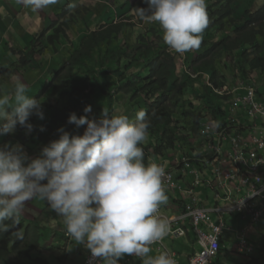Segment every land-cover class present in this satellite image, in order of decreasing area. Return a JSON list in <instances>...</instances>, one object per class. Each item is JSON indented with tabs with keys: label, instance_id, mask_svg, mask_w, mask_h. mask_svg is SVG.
Masks as SVG:
<instances>
[{
	"label": "clouds",
	"instance_id": "clouds-1",
	"mask_svg": "<svg viewBox=\"0 0 264 264\" xmlns=\"http://www.w3.org/2000/svg\"><path fill=\"white\" fill-rule=\"evenodd\" d=\"M57 2L18 0L34 12ZM142 2L147 8L134 9L137 17L149 23L158 22L163 30V41L170 49L184 53L200 47L202 33L209 24L206 0ZM77 6L75 0L68 2L26 48L15 50L12 42L4 37L9 43L10 53L0 57V80L3 81L5 76L8 78L11 71L16 74V68L26 53L30 54L31 66L36 56L44 55L46 51L58 52L59 45L55 50L46 44L49 36L46 30L62 13L68 12L67 17L73 20L67 24L70 35H77L79 26L90 30V21L85 19L83 25L78 15L80 12L74 11ZM95 27L99 26L94 25L92 29H97ZM78 40L73 39L74 42ZM4 63H8L7 68L3 67ZM3 68L8 69L6 74H2ZM230 78L231 84L217 91L227 98L223 104V115L219 118L210 115L208 118L221 119L229 115L231 104L246 94L243 89L246 85L256 89V100L264 97V76L259 73L247 80L232 75ZM22 79L24 83L26 79V83L17 80L11 92L0 91V135L14 134L17 126L30 134L34 130L28 122L30 117L35 115L44 119L41 102L27 94V76ZM91 111L89 105L83 109L85 115L77 117L71 113L68 117L67 123L77 129L86 125L82 135H71L61 127L57 130L59 138L44 146L38 157H29L20 144L0 145V233L20 224L26 202L40 199L63 219L66 234L76 244L90 250L93 257L101 258L103 264H118L126 255L140 257L142 264H177L174 256L166 251L156 256L149 255L152 251L150 246L170 232L167 221L158 214L160 206L168 199L164 188L166 172L164 166L155 162L172 168L174 161L193 156L198 144L192 147L190 155L183 151L184 156L162 160L153 158L152 163L146 165L144 151L139 146L146 141L150 127L144 110L136 113L135 122L126 115H110L106 109L99 120H91L87 116ZM40 131L44 128L41 127ZM14 235L22 237L21 232Z\"/></svg>",
	"mask_w": 264,
	"mask_h": 264
},
{
	"label": "trees",
	"instance_id": "trees-1",
	"mask_svg": "<svg viewBox=\"0 0 264 264\" xmlns=\"http://www.w3.org/2000/svg\"><path fill=\"white\" fill-rule=\"evenodd\" d=\"M136 2L126 4L129 13L147 8L142 0ZM252 7L253 0H211L206 8L208 34L199 53L196 49L177 53L155 30H145L135 42H129L127 31L135 33L134 29L144 23L136 13L98 25L74 42L67 25L73 20L67 17L68 12L62 13L46 30V44L58 50L57 45L66 40L71 51L34 97L41 102L44 119L31 116L28 122L34 130L30 134L17 126L14 134L0 135V145L20 144L27 155H40L44 146L59 138L57 130L61 127L71 135L83 134L86 125L77 129L67 123L71 113L85 115L83 109L90 105L92 111L87 116L91 120H99L104 109L110 115L123 114L122 100L126 99L131 122L140 110L150 120L147 143L139 145L146 165L153 158L170 159L178 147L190 149V155L202 120L223 115L227 98L217 91L231 84L229 73L245 80L255 73L264 76V4L259 10ZM216 31L222 36L218 37ZM29 58L28 53L21 58L17 75L26 77L31 72ZM178 61H183L181 67ZM7 70L3 68L2 74ZM195 102L202 103L199 111ZM183 124L193 127L190 135H185L180 127ZM44 213L45 219L40 215L30 223L20 215L18 226L0 233V264H51L44 255L35 253L52 247L48 245L51 237L64 236L43 226L42 221L50 219V211L45 209ZM16 231L24 234L13 243L11 235Z\"/></svg>",
	"mask_w": 264,
	"mask_h": 264
},
{
	"label": "built area",
	"instance_id": "built-area-1",
	"mask_svg": "<svg viewBox=\"0 0 264 264\" xmlns=\"http://www.w3.org/2000/svg\"><path fill=\"white\" fill-rule=\"evenodd\" d=\"M243 89L246 94L231 104L229 115L203 122L193 156L174 161L172 168L155 162L165 168L164 188L171 202L167 208L173 215L165 211L164 204L160 206L158 214L170 232L151 246L164 252L167 237H186L191 229L200 250L190 264H214L222 252L224 233L231 230L227 217L238 213L245 224L237 242L243 254L254 251L247 228L264 224V97L256 100L253 86ZM200 192H213L218 205L205 206ZM84 264L103 261L88 250Z\"/></svg>",
	"mask_w": 264,
	"mask_h": 264
},
{
	"label": "crops",
	"instance_id": "crops-1",
	"mask_svg": "<svg viewBox=\"0 0 264 264\" xmlns=\"http://www.w3.org/2000/svg\"><path fill=\"white\" fill-rule=\"evenodd\" d=\"M68 2H72V0H58L56 4L49 5L34 12L30 8H25L21 3H18V0H0V57L8 56L10 53L9 47L7 46L9 43H7L4 37L12 38L13 46L18 44L22 48H26L30 44V41L37 36L36 34L42 31L44 26L53 21ZM75 2L78 6L74 11L80 12L78 15L83 25L85 24V19H87L93 26L94 23L96 25L104 24L107 21L106 15L108 12H111L114 18L124 9L126 4L129 2L132 3L131 0H75ZM82 29L84 28L79 26L78 30ZM72 30L74 32L76 31L75 28H72ZM200 194L204 200L205 206L212 209L213 206L218 205V200L215 199L213 192H200ZM167 197L170 199L169 195ZM168 199L167 203L164 204L167 213L170 211L167 205L171 203ZM213 217L216 218L213 220L217 221L218 216L213 215ZM227 219L228 226L231 230L224 233L222 252L214 264H216L217 261L222 262V257L226 252H238V235L242 232V228L245 227V224L241 221V217L238 213L227 217ZM237 220L240 222L238 227ZM246 233L250 245L254 247V255H259L260 250L258 246H260L259 244L262 242L264 245V224L248 227ZM197 244V236L191 229L188 230L186 237L179 239L167 237L164 240L165 251L173 254L178 264H190V258L200 250V246ZM150 247L152 249L149 253L150 256H156L162 252L158 247ZM64 263L65 261L62 262V264ZM118 264H142V260L140 257L134 255H126L119 260Z\"/></svg>",
	"mask_w": 264,
	"mask_h": 264
},
{
	"label": "rangeland",
	"instance_id": "rangeland-1",
	"mask_svg": "<svg viewBox=\"0 0 264 264\" xmlns=\"http://www.w3.org/2000/svg\"><path fill=\"white\" fill-rule=\"evenodd\" d=\"M131 1L134 4L137 3L136 2L137 0H131ZM210 2H211V0H210ZM210 2H208V0H206V8L210 4ZM263 4H264V0H253L252 10H259ZM109 9H111V8H109ZM128 11H129V8H127V5H125V8L121 12H119L118 15L114 18L112 16L111 12H108L106 15V19H107L106 22L111 23L112 20H115V21L118 20L119 21L121 19V16H123V17H130L132 15L134 16V14H135L134 12L129 13ZM127 13H128V15H127ZM236 13L238 14L239 11ZM242 17L244 19H246L244 15H242ZM90 25H92V24H90ZM94 25H96V24L94 23ZM92 28H93V25L91 26L90 30L89 29L79 30L77 35L73 33V34H71V37L74 40H77V39L81 40L83 35L89 33L91 30H95ZM95 28H98V27H95ZM145 30L147 31V33H152L151 30H155L159 34L162 33V37H163V30L160 27V25L158 24V22L149 23V22L144 21V23L142 25H139L138 27H136L134 29L135 33L127 31L128 32L127 33L128 41L132 42V43L135 42L136 37ZM216 33H217L218 37L222 36V33H221V35L217 31H216ZM206 34H208V29H205L203 31L202 37L204 38L206 36ZM211 35H213L212 32H211ZM7 41L13 42V39L7 38ZM13 48L15 50H21L22 49V47L18 44L14 45ZM70 51H71V44L64 41L61 45L59 44L58 52H55V53L52 52L51 53V52L46 51L44 53V55L36 56L32 60L33 65L30 66L32 69V73L27 75V79H28L27 83L29 85L26 87L28 89V93H27L28 95L32 96L33 98L35 97V95L38 93V90L42 89L44 83L50 81V78H51L53 71H55L58 68V65L60 66V64L64 61L65 57L68 56ZM201 51H202V49L198 48V49H196L195 52L199 53ZM193 55H194V53H193ZM11 57L16 58V55L11 54ZM178 63L180 64V67H181L182 66L181 63H183V61L182 62L178 61ZM7 65H8V63H4L3 67L7 68ZM0 69H1V67H0ZM231 75L232 74H230V76ZM0 78H1V75H0ZM256 78H259V77H255V80H256ZM17 80L19 82H22L23 84H25L23 79H22V76H19V75L15 74V72H12V71L10 73H8V78H7V76H5L3 81L0 80V85H1L3 92H5V93L11 92L14 89V86H15V83L17 82ZM259 80H260V78H259ZM260 82H262V81L260 80ZM2 90L0 89V91H2ZM195 104L197 105L196 106L197 109H195V110L199 111V108L201 107L200 105H202V103L195 102ZM122 105L125 108L123 114H113V115H127V116L129 115L130 106L128 105V102L126 101V99L122 100ZM99 118H101V116ZM184 125H186V126H184ZM180 127L184 129L185 135H190L192 132V129H193V127L189 124H183V125H180ZM185 127H187V128H185ZM194 142H195V145H197L199 143V140L195 139ZM144 143L146 144L147 141H145ZM183 151L189 153L190 149L178 147L171 154L173 157H177V156H180ZM28 156L31 158H35V157H38L39 155L34 156L32 154V156H30V155H28ZM166 164H168V163H166ZM211 206H213V205H211ZM45 209H48L50 211V216H49L50 219H46L47 221L43 220L42 221L43 226L44 225L47 226L50 229L49 230L50 232L54 230L55 232H59L60 234H63L64 239L62 238L61 235L51 237V243L49 242L48 245L50 246L52 244V247H48L46 250H42V253H35V254L36 255H44V257H46V259H48L51 264H62L63 261H65L64 264H84L87 253H88V249L85 248L83 245L76 244V242L66 234L63 219L60 216H58L55 212H53L49 208L48 204L45 201L40 200V199H33L31 201L26 202L25 207L21 213V218H24L26 223H30L31 221H34L35 219L40 217V215H42L41 219H45V213H44ZM168 213H169V215H173V212L171 210ZM213 219H216V218L213 217ZM39 222H41V221H39ZM237 223H238L237 224V227H238L239 223H240L239 220H237ZM16 232H21V231H16ZM16 232H13L11 235L13 243H15L19 239L18 236L14 235V233H16ZM21 233H22V235L24 234V232H21ZM261 244H262V246H261ZM259 245H260V246H258V248L260 250L259 255H254L255 251H253V253H251V254H243L239 250H237L238 252H233V251L230 252L229 251L223 255L222 262L217 261L216 264H264V245H263V242L260 243ZM152 247H154V246H152ZM252 248L254 249V247H252ZM233 253H235V254H233Z\"/></svg>",
	"mask_w": 264,
	"mask_h": 264
}]
</instances>
